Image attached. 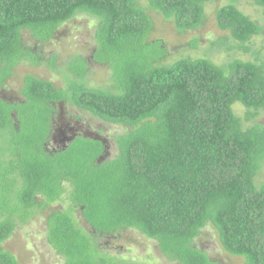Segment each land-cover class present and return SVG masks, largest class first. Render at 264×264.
Segmentation results:
<instances>
[{
	"label": "trees",
	"instance_id": "trees-1",
	"mask_svg": "<svg viewBox=\"0 0 264 264\" xmlns=\"http://www.w3.org/2000/svg\"><path fill=\"white\" fill-rule=\"evenodd\" d=\"M142 1L0 0V91L22 63L57 68V55L46 59L26 34L47 43L82 13L100 20L93 59L110 68L116 90L82 82L89 63L78 56L66 68V88L27 75L23 101L0 98V264H20L5 243L49 210L48 242L65 264H128L100 239L129 229L156 240L172 262L223 264L197 245L209 225L227 253L264 264V126L245 128L234 111L241 103L248 121L264 111V59L166 65L169 50L149 40L154 21ZM211 1L150 0V7L184 33L203 26ZM217 23L246 51L263 31L235 4L220 8ZM63 103L125 127L114 158L102 138L69 140L57 129Z\"/></svg>",
	"mask_w": 264,
	"mask_h": 264
},
{
	"label": "rangeland",
	"instance_id": "rangeland-1",
	"mask_svg": "<svg viewBox=\"0 0 264 264\" xmlns=\"http://www.w3.org/2000/svg\"><path fill=\"white\" fill-rule=\"evenodd\" d=\"M142 6L146 8L154 21V30L150 41L164 40L169 50V56L165 62L171 65L182 58L208 59L219 66L227 67L235 60L260 62L264 59V7L256 5L252 0H212L206 4V19L201 28L195 31L181 33L172 21H168L159 12L152 10L150 0H143ZM235 4L242 12L263 27L259 36L245 44L250 47L246 51L233 41L230 33L222 31L217 23V12L220 8ZM100 20L87 14H80L72 21L64 24L55 37L47 43H38L30 33L25 35L29 47L35 46L46 59L54 55L58 57L57 68L53 69L48 64L34 66L30 63H22L16 69V75L0 91V98L11 102L24 100L22 89L27 75H35L40 79L50 80L58 88H66V68L78 56H82L89 63V71L82 80L89 87H97L115 92V86L111 77L110 68L96 63L93 53L97 47L96 31ZM222 42H217L223 39ZM196 42V45L194 43ZM217 42V43H216ZM233 46V48H230ZM73 78V77H72ZM236 115L243 120L245 128L261 124L264 126V111L253 120H246L247 110L241 104L234 106ZM76 116L78 118H76ZM57 129L69 137L78 133H86L105 140L109 146V157L114 158L117 153L116 137L125 132L124 126L112 125L94 118L91 114L79 110L74 105L59 104L57 115ZM59 135L55 132L54 139ZM50 146L55 148V140ZM70 140V139H69ZM58 141V139H57ZM58 146V145H57ZM264 183V167L258 177V184ZM56 209L68 207V203L56 204ZM50 211V210H49ZM49 211L43 213L30 224L19 227L12 238L7 241L4 248L14 253L20 264H65L66 260L57 254L47 238L46 217ZM83 227L92 228L78 215ZM101 246L128 264H179L168 260L162 253L159 243L150 239L136 229H129L119 236L100 239ZM200 249L206 251L213 260L223 264H243L244 259L230 255L223 248L218 233L211 225L205 228L202 236L197 240Z\"/></svg>",
	"mask_w": 264,
	"mask_h": 264
}]
</instances>
